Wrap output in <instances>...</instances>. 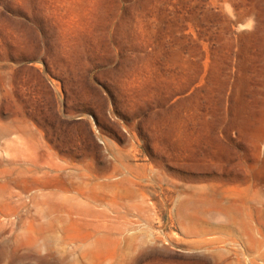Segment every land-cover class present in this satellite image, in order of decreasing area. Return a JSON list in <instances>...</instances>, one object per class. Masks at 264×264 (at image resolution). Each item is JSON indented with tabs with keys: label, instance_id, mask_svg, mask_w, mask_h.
<instances>
[{
	"label": "rangeland",
	"instance_id": "obj_1",
	"mask_svg": "<svg viewBox=\"0 0 264 264\" xmlns=\"http://www.w3.org/2000/svg\"><path fill=\"white\" fill-rule=\"evenodd\" d=\"M0 264H264V0H0Z\"/></svg>",
	"mask_w": 264,
	"mask_h": 264
}]
</instances>
